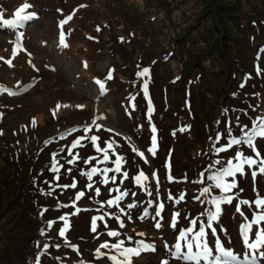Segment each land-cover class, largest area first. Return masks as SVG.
<instances>
[{
  "label": "rangeland",
  "instance_id": "374dc122",
  "mask_svg": "<svg viewBox=\"0 0 264 264\" xmlns=\"http://www.w3.org/2000/svg\"><path fill=\"white\" fill-rule=\"evenodd\" d=\"M6 1L0 2V12L14 18L13 10L24 2ZM26 3L38 8L34 19H41L16 37L0 38L3 58L0 59V192L1 182L12 186L8 207L13 218L21 211L18 205L23 198H17L30 190L28 201L25 199L26 212L39 224L37 206L30 202L39 201L40 213L47 221L45 234L44 231L41 234L45 242L36 239L37 247L31 241L34 235L28 237L36 228L32 223L15 226L23 244L19 249L25 258L22 264L35 255L36 249L46 251L45 245L54 249L48 253L49 261L43 264H113L110 257L123 261L119 253L124 248H137L141 241L151 245L160 241L164 247L174 248L180 230L191 227L190 222L196 220L193 215L205 207L203 201L207 203L222 195L235 199L231 204L221 205L225 213L222 223L238 233L242 218L236 205L241 199L253 201L258 195L264 197V176H258V182L254 183L250 171L256 166L244 165V174L236 176L237 187L227 194L215 188L208 177L226 167L229 159L238 163L237 152L256 158L246 143L238 144L237 149L233 145L226 152L217 153L216 149L234 138L244 141L245 133L254 130L246 119H257L263 107L259 95H264V0H26ZM28 13L33 12H25ZM68 16L72 19L61 25ZM251 35L255 38L252 42ZM126 37L134 38L130 41ZM16 41L23 47L17 46ZM254 49L261 58L263 74L249 85L258 93L247 94L238 105L231 98L244 95L241 88L236 90L237 85L241 86L237 81L243 78L241 73L252 72ZM168 54L171 56L162 59ZM8 60L11 65L6 63ZM50 65L54 70L46 68ZM144 68L149 69L148 75L139 76ZM109 71L111 79H107ZM97 80L104 83L103 93ZM149 80H153L151 88L156 98L145 94ZM162 86L168 87L164 101ZM103 100L114 115L108 123L96 106ZM225 104L235 105L230 115L220 108ZM235 116L243 118L235 120ZM85 128L89 131L85 132ZM182 128L187 130L181 131ZM239 132L244 134L239 136ZM153 135L155 154L148 151ZM91 136L99 137L97 145L101 148L112 143L109 160L97 163L103 160V153L96 151L90 139H82V147L72 149V154L79 158L69 164L72 156L68 149L73 141ZM254 143L264 158V138H257ZM133 149L143 152L144 158ZM117 155L124 158L121 171L107 174L109 178L115 176V182L109 179L102 186L101 172L92 181L82 175L92 167L101 171L106 167L114 169ZM212 159L224 162L216 165ZM85 160L89 163H84ZM54 167L59 170L54 171ZM124 172L129 174L127 179ZM140 172L148 179L137 184L135 177ZM199 177L204 184H199ZM73 182L75 188L63 187ZM90 183L92 188L87 187ZM205 187L210 191L201 195ZM78 192L84 193L79 200ZM122 192L128 195L119 201V206H109L107 201ZM151 198L154 202L150 204ZM129 204L136 206L129 208ZM159 204L164 205V210L157 217L155 209ZM214 210L208 203L195 230L203 222L206 225L204 215ZM241 211L246 216L252 215L255 205L241 206ZM177 212L180 215L172 227L171 218ZM60 217H65L69 224L63 236L60 231L64 221ZM94 217H102L96 219L95 231ZM157 222L159 228L155 227ZM6 228L7 221L0 220V236ZM228 229L217 231V236L239 254L240 247L233 243ZM110 231L119 235L109 236ZM208 239L215 237L209 235ZM120 241L124 242L121 249L112 247ZM105 243L109 247L101 248ZM151 253L141 251L139 256H132V264H161L167 260L163 251L158 255ZM42 256L43 253L40 259ZM170 264L190 262L172 258ZM256 264H264V259L258 256Z\"/></svg>",
  "mask_w": 264,
  "mask_h": 264
},
{
  "label": "snow or ice",
  "instance_id": "6c2138e0",
  "mask_svg": "<svg viewBox=\"0 0 264 264\" xmlns=\"http://www.w3.org/2000/svg\"><path fill=\"white\" fill-rule=\"evenodd\" d=\"M31 5L28 3H24L16 12H15V20H7L4 19L2 21L3 25L5 26H23L24 21H29L34 18L35 13H28L24 14L25 10L30 8ZM83 7V5L81 6ZM72 17L68 16L65 20L61 21V25L66 24L69 20H71ZM99 30V29H98ZM61 43L63 44V33H61ZM66 46V45H64ZM16 49H13V55H15ZM0 59H3L0 57ZM9 65H11L12 61L8 60L6 61ZM149 72L148 68H144L141 72L138 73L139 76H147ZM111 71H109L107 79H111ZM96 83L99 85L101 92L104 91V83L102 81L97 80ZM243 87V85H241ZM2 91H7V89H2ZM9 95H14L15 93L9 92ZM145 94L147 95V86L145 85ZM82 107V106H80ZM152 111L151 107V101H149V112ZM258 123H253V131L251 133H245V139L244 141L238 140V139H232L229 141V143L221 148L216 149L217 153L219 152H226L228 148H231L233 145L246 143L249 148L252 149V151L255 153V157L253 158L251 156H243L242 153L237 152L235 159L239 161L238 163H233L232 159H229L227 161V166L223 167L218 171L217 174L211 175L208 177V179L214 181V187L220 189L222 193H230L232 189L237 187L236 183V176L237 174H244V165H247L249 168L252 166H256L255 170L251 172L252 178L254 183H257V177L258 176H264V158H261V152L257 150L258 145L254 143V141L257 138H264V118H257ZM33 126H35L33 122ZM99 127V125L97 126ZM187 128H182L181 131H186ZM85 132H88L89 129L85 128ZM152 132H156L155 126L152 127ZM63 138V137H62ZM82 139H90L91 143L96 146L97 152L103 153V160H98L97 163H104L109 160L108 150L112 149L113 145L112 143H107L106 148H101L97 145V141L99 137L97 136H91L89 137H80L73 141L71 147L68 149L69 155L72 156V159L68 161L69 164L74 163L79 157L78 155L72 154V149L77 148L78 146H81L80 141ZM133 151L137 152V155H139L142 159L144 158V153L139 152L136 149H133ZM149 152L152 154H155L156 151V137L153 135L152 137V147L148 149ZM89 159H96L95 157H91ZM124 158L120 155L116 156L115 159V168H103L102 171L100 169H97L96 167H92L90 171L82 172V175H86L87 179L89 181H92L93 176H95L98 172H101L104 179L102 180V183L107 184L109 182V179H111L113 182L116 181V177H108V173L110 171H114L119 173L121 171V162ZM147 162V161H145ZM84 163H89V160H85ZM219 163V161H217ZM54 171H58V168H53ZM128 173L124 172L123 176L125 179L128 178ZM155 175V174H153ZM203 175V173L201 174ZM226 177L232 178L230 181L226 180ZM59 177H57L58 179ZM148 177L145 176L144 172H140L139 175L135 177V181L137 184H142V181L147 180ZM168 179L171 181L172 177L169 176ZM123 181H121L122 183ZM92 184H88V188H92ZM63 187H76V183L73 182L71 185H64ZM96 194H100V189L97 187L95 189ZM117 191H119L117 189ZM210 189L208 187H205L201 193V195H204L208 193ZM242 191V189H241ZM84 195L83 192H78L76 195V199L79 200ZM126 195H128L127 192H122L120 195L116 196L114 199L108 200L107 203L109 206L116 205L119 206V201H121ZM132 195H135V193H132ZM151 195V193H149ZM184 197L183 195L180 197L182 200ZM232 195H222L219 197H213L209 203H211L214 206V211H208L207 212V223L206 225L204 223H201L198 230H195V226L197 224L196 220H192L191 227H188L186 229L180 230L179 236L177 237V243L174 245L175 252L173 253V258L177 260H184L186 262H190V264H256L257 256L253 255L251 257V260H249V256L246 254L243 258V261H241L238 257V254L230 247L225 246L224 243H222L221 239L217 236V229L213 227V222H216L219 220L220 215L222 214V204L228 203L231 204L233 201ZM171 199V197H169ZM197 199H199L197 197ZM179 202V201H177ZM151 204V202H150ZM255 205V211L252 213L251 219H249L247 216L244 215V213L241 211V205H248L251 207L252 205ZM136 205L129 204V208H133ZM164 210V205L159 204L155 209V214L157 217L161 216L162 211ZM123 211V209H121ZM236 211L240 213L241 216L244 217V222L240 224V235L242 238V242L244 246L253 252H259L260 258L264 259V251H260L261 249H264V197L257 196V198L253 201L248 200H241L236 205ZM147 209L144 211V215L147 216ZM179 213H174L171 218V225L172 227L176 226L177 218L179 217ZM61 220L64 221V227L60 231V235L63 236L65 232L67 231L69 224L65 217H60ZM96 219H102V217H94L93 218V227L92 230H96ZM51 226V222L49 224ZM123 226V224H121ZM161 225L159 222L156 223L155 227L159 228ZM255 226V230H254ZM205 227L208 229H211V236L215 237L214 240H209V233L205 231ZM220 231L226 232V229L221 228ZM109 236H118L119 233L115 231H110L108 233ZM140 235H143V233H140ZM190 236V238H189ZM181 241H183V245L181 244ZM123 241H120L116 244H113L112 247L115 249H121L123 245ZM210 244L212 246H210ZM74 247V246H73ZM101 248H107L109 245L107 243L100 245ZM167 248L168 246L165 245ZM182 247L186 249V251L182 252ZM141 251H156V248L154 245L151 244H144L143 241L139 242V246L137 248H124L123 251H121L119 254L124 257L123 261H118L116 256L110 257L112 259L113 264H132L131 257L132 256H139ZM97 252L99 253V249H97ZM161 264H168L167 260L161 261Z\"/></svg>",
  "mask_w": 264,
  "mask_h": 264
},
{
  "label": "trees",
  "instance_id": "16d2710c",
  "mask_svg": "<svg viewBox=\"0 0 264 264\" xmlns=\"http://www.w3.org/2000/svg\"><path fill=\"white\" fill-rule=\"evenodd\" d=\"M13 10L12 16L14 18H7L4 16L3 13L0 12V34L9 32L10 30H14V26H5L2 25V21L7 18V20H15V12L17 11ZM18 27H21L17 25ZM180 38V37H178ZM180 40V39H179ZM6 163L10 164L9 160L6 159ZM2 191L0 192V220H6L7 221V228L6 231L0 236V264H22L24 262V255L20 253L19 249L22 248V243L18 240V231L16 230L15 226L22 224L26 225L28 223H32L33 227H36L34 232L30 234L28 237H32L34 235V238L31 240L32 244L34 239L38 236V226L41 224L40 220L39 224L36 222L35 219H32L29 215V213L26 212L27 210V204H25V199H27L28 193L24 191L18 198H23L21 203L18 205V208L21 209V211L16 214L15 216H11L10 210H9V202L11 201L9 197L13 195V188L12 186L8 185L6 181L1 182ZM16 198V197H15ZM31 204V203H30ZM14 220V222H13ZM2 247V248H1ZM5 248V249H3ZM27 250V249H26ZM36 251L33 252V254H36ZM13 255V258H12ZM34 256V255H33ZM32 258L28 257L27 260H32ZM25 262V264H32V262Z\"/></svg>",
  "mask_w": 264,
  "mask_h": 264
},
{
  "label": "bare ground",
  "instance_id": "6f19581e",
  "mask_svg": "<svg viewBox=\"0 0 264 264\" xmlns=\"http://www.w3.org/2000/svg\"><path fill=\"white\" fill-rule=\"evenodd\" d=\"M95 93V92H94ZM104 101V100H103ZM106 101V100H105ZM104 102H98V109L99 111L104 115V117L107 119L106 123H108L110 120H113L114 115L112 112L109 113L108 105Z\"/></svg>",
  "mask_w": 264,
  "mask_h": 264
}]
</instances>
